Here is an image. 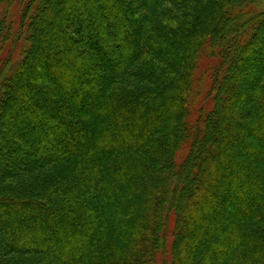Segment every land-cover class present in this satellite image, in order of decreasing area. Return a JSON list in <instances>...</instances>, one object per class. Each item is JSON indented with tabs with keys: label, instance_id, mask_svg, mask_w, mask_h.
<instances>
[{
	"label": "trees",
	"instance_id": "trees-1",
	"mask_svg": "<svg viewBox=\"0 0 264 264\" xmlns=\"http://www.w3.org/2000/svg\"><path fill=\"white\" fill-rule=\"evenodd\" d=\"M0 264H264V0H0Z\"/></svg>",
	"mask_w": 264,
	"mask_h": 264
},
{
	"label": "rangeland",
	"instance_id": "rangeland-1",
	"mask_svg": "<svg viewBox=\"0 0 264 264\" xmlns=\"http://www.w3.org/2000/svg\"><path fill=\"white\" fill-rule=\"evenodd\" d=\"M250 68L251 69H253V70H255V68H256V64H252V65H250ZM248 100H243V102H242V104H243V106H246L247 104H248V102H247Z\"/></svg>",
	"mask_w": 264,
	"mask_h": 264
}]
</instances>
